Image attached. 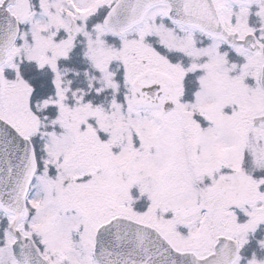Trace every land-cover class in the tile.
I'll use <instances>...</instances> for the list:
<instances>
[{
  "label": "snow or ice",
  "instance_id": "6c2138e0",
  "mask_svg": "<svg viewBox=\"0 0 264 264\" xmlns=\"http://www.w3.org/2000/svg\"><path fill=\"white\" fill-rule=\"evenodd\" d=\"M0 264H264V0H0Z\"/></svg>",
  "mask_w": 264,
  "mask_h": 264
}]
</instances>
